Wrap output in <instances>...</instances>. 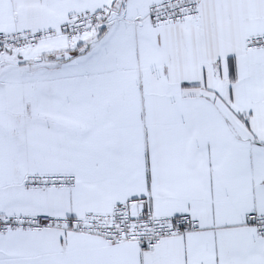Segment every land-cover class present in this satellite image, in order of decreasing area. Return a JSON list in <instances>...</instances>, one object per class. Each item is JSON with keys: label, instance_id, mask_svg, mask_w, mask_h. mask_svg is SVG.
Segmentation results:
<instances>
[{"label": "snow or ice", "instance_id": "6c2138e0", "mask_svg": "<svg viewBox=\"0 0 264 264\" xmlns=\"http://www.w3.org/2000/svg\"><path fill=\"white\" fill-rule=\"evenodd\" d=\"M0 264H264V0H0Z\"/></svg>", "mask_w": 264, "mask_h": 264}]
</instances>
